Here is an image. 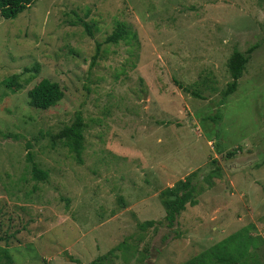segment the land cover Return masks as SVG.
Segmentation results:
<instances>
[{
	"label": "rangeland",
	"instance_id": "1",
	"mask_svg": "<svg viewBox=\"0 0 264 264\" xmlns=\"http://www.w3.org/2000/svg\"><path fill=\"white\" fill-rule=\"evenodd\" d=\"M251 46L220 105L228 58ZM42 79L64 93L48 110L28 105ZM78 115L80 163L55 137ZM194 171L197 205L169 227L159 194ZM244 228L246 264H264V0H35L0 17V264H181Z\"/></svg>",
	"mask_w": 264,
	"mask_h": 264
},
{
	"label": "trees",
	"instance_id": "2",
	"mask_svg": "<svg viewBox=\"0 0 264 264\" xmlns=\"http://www.w3.org/2000/svg\"><path fill=\"white\" fill-rule=\"evenodd\" d=\"M34 2L35 0H0V17L5 20L15 19ZM78 20L86 29L89 36H92L90 26L81 19ZM129 34V31H126L121 25L106 38L105 42L116 43L118 40ZM132 37L135 38V35L132 34ZM254 49L255 46H251L245 52L234 50L231 53V56L226 63L231 81L227 83L226 88L221 92L220 105H223L227 97L236 91L238 80L242 77L250 59V55ZM98 53L99 44L96 46L95 55L93 57L94 59L97 57ZM17 79L18 75L10 76L3 80V84L6 88L10 89L11 92L15 93L22 88V86L18 84ZM175 83L178 85L177 82ZM178 86L185 92L190 91L187 88L182 87L180 84ZM192 95L199 97L195 92H193ZM63 96L64 93L60 86L48 79L40 80L27 92L28 105L31 108L38 110H48L49 108L54 107L62 100ZM83 127L82 118L78 115L71 125L64 127L55 135V137L62 142L79 163L81 162V154L83 151ZM227 156H230V153H228ZM27 160L31 164L32 177L37 181H45L48 178V174L42 171L37 164L32 161V155L30 152H27ZM212 163L216 164V161H213ZM217 171L219 170L216 168L214 171L208 172L203 179L209 183L213 177L219 176ZM197 179L198 172H191L183 180L177 181L172 187L165 188L160 192L159 196L165 213L164 219L169 227L174 226L177 217L186 209L187 205L190 207L197 205L195 185ZM152 223L153 222H145L147 225H151ZM1 239L2 238H0V240ZM251 244V239L247 237V228H244L181 264H246L247 252ZM117 248L125 249L123 244L117 246ZM2 251L6 254V250L0 248V252ZM105 257L106 256L97 258L89 264H105L102 261ZM10 264L12 263L10 262Z\"/></svg>",
	"mask_w": 264,
	"mask_h": 264
}]
</instances>
